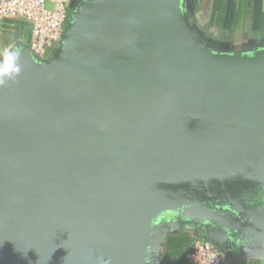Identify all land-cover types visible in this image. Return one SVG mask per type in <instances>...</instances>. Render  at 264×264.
I'll use <instances>...</instances> for the list:
<instances>
[{
    "label": "water",
    "instance_id": "1",
    "mask_svg": "<svg viewBox=\"0 0 264 264\" xmlns=\"http://www.w3.org/2000/svg\"><path fill=\"white\" fill-rule=\"evenodd\" d=\"M8 52L0 264H162L179 222L264 249V41L215 47L189 0H81L46 60Z\"/></svg>",
    "mask_w": 264,
    "mask_h": 264
},
{
    "label": "built area",
    "instance_id": "2",
    "mask_svg": "<svg viewBox=\"0 0 264 264\" xmlns=\"http://www.w3.org/2000/svg\"><path fill=\"white\" fill-rule=\"evenodd\" d=\"M70 9V0H0V23L14 22L25 30L23 43L43 61L60 41ZM184 259L186 264H237L236 258L200 238L187 244Z\"/></svg>",
    "mask_w": 264,
    "mask_h": 264
},
{
    "label": "crops",
    "instance_id": "3",
    "mask_svg": "<svg viewBox=\"0 0 264 264\" xmlns=\"http://www.w3.org/2000/svg\"><path fill=\"white\" fill-rule=\"evenodd\" d=\"M189 7L195 29L215 47L241 49L264 41V0H189ZM249 250L235 247L232 257L239 264H264V249Z\"/></svg>",
    "mask_w": 264,
    "mask_h": 264
},
{
    "label": "trees",
    "instance_id": "4",
    "mask_svg": "<svg viewBox=\"0 0 264 264\" xmlns=\"http://www.w3.org/2000/svg\"><path fill=\"white\" fill-rule=\"evenodd\" d=\"M191 241L185 233L166 236L162 244V258L165 264H186L184 252Z\"/></svg>",
    "mask_w": 264,
    "mask_h": 264
},
{
    "label": "rangeland",
    "instance_id": "5",
    "mask_svg": "<svg viewBox=\"0 0 264 264\" xmlns=\"http://www.w3.org/2000/svg\"><path fill=\"white\" fill-rule=\"evenodd\" d=\"M28 38L27 32L22 30L21 27L14 23H0V57L13 45L22 44ZM52 50L47 55L46 59L50 56ZM172 231V232H171ZM191 231V230H190ZM176 233V231L166 228L162 234ZM237 264H239L236 259ZM162 264H165L162 260Z\"/></svg>",
    "mask_w": 264,
    "mask_h": 264
},
{
    "label": "clouds",
    "instance_id": "6",
    "mask_svg": "<svg viewBox=\"0 0 264 264\" xmlns=\"http://www.w3.org/2000/svg\"><path fill=\"white\" fill-rule=\"evenodd\" d=\"M17 58L18 52H8L5 54L3 60H0V78H12L20 72V66L16 63ZM0 83H4V80L0 79Z\"/></svg>",
    "mask_w": 264,
    "mask_h": 264
},
{
    "label": "flooded vegetation",
    "instance_id": "7",
    "mask_svg": "<svg viewBox=\"0 0 264 264\" xmlns=\"http://www.w3.org/2000/svg\"><path fill=\"white\" fill-rule=\"evenodd\" d=\"M80 1H81V0H70V5H71V7L76 6ZM195 197H196V199H198L199 201H201V202H203V203L206 202V199L202 198L200 195H195ZM170 217H171V216H170ZM183 225H185V223H183V222H179V226H178V228H174V229H176L175 231H176V232L178 231L179 233H185V234H187V235L190 237V239H192V238H196V237L194 236L193 231L183 229ZM199 228L201 229V227H199ZM222 247L224 248V250H220V246H218L217 248H218L220 251H222L223 253H225V249H227V246H226V245H223Z\"/></svg>",
    "mask_w": 264,
    "mask_h": 264
}]
</instances>
